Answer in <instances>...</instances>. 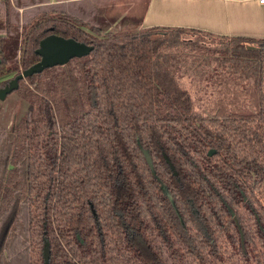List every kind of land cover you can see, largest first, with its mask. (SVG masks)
Returning a JSON list of instances; mask_svg holds the SVG:
<instances>
[{
	"label": "trees",
	"instance_id": "obj_1",
	"mask_svg": "<svg viewBox=\"0 0 264 264\" xmlns=\"http://www.w3.org/2000/svg\"><path fill=\"white\" fill-rule=\"evenodd\" d=\"M44 2L0 0V78L48 34L93 48L21 81L27 112L0 126V264H43L44 243L47 264H264V38Z\"/></svg>",
	"mask_w": 264,
	"mask_h": 264
},
{
	"label": "crops",
	"instance_id": "obj_2",
	"mask_svg": "<svg viewBox=\"0 0 264 264\" xmlns=\"http://www.w3.org/2000/svg\"><path fill=\"white\" fill-rule=\"evenodd\" d=\"M72 1L56 0L61 4ZM96 8L95 12H98ZM150 27L185 28L199 30L213 36L264 38V2L259 0H150L142 12L138 29ZM110 28V27H109ZM12 100V98H11ZM5 104L10 105L11 101Z\"/></svg>",
	"mask_w": 264,
	"mask_h": 264
},
{
	"label": "rangeland",
	"instance_id": "obj_3",
	"mask_svg": "<svg viewBox=\"0 0 264 264\" xmlns=\"http://www.w3.org/2000/svg\"><path fill=\"white\" fill-rule=\"evenodd\" d=\"M14 5H20L23 0H10ZM21 1V2H20ZM33 1V0H32ZM39 1L42 5H47L44 0H36ZM17 2V3H16ZM54 3V2H51ZM68 3V2H67ZM72 7L84 9V10H95L98 8V12L93 14L94 21H98L99 25L105 29L109 27L113 30V32L120 33H130L138 29L141 19L142 12L144 9H147L150 0H100L98 5H94L92 2H81V1H72ZM18 13L21 14L22 8H18ZM189 31V30H188ZM4 36V35H1ZM186 38L191 40H200V42L209 45L215 44V40L209 37H204L203 34L199 33H188ZM11 39V48H18L19 40L18 38H10ZM8 39V40H10ZM214 46V45H212ZM9 51L6 50L5 56H7ZM18 55V53H17ZM8 62H14L17 64L19 70L21 66L18 62V57L13 60H8ZM18 70V71H19ZM9 76V75H7ZM9 108V105H7Z\"/></svg>",
	"mask_w": 264,
	"mask_h": 264
},
{
	"label": "water",
	"instance_id": "obj_4",
	"mask_svg": "<svg viewBox=\"0 0 264 264\" xmlns=\"http://www.w3.org/2000/svg\"><path fill=\"white\" fill-rule=\"evenodd\" d=\"M92 48L93 47L91 45L76 41L72 38H64L54 34L45 36L39 41L38 47L35 49V53L40 57L39 61L14 76L4 87L0 88V100H3L7 94L17 87V81L19 79L28 77L33 73H39L45 68L64 65L73 57H82L87 55ZM249 48L254 47L249 46ZM213 152L214 150L210 149L208 151V155H211ZM146 162L149 165L151 172L154 174L151 159L147 156V154ZM164 191H166L165 188ZM42 254L44 263H47L49 252L46 244L43 246Z\"/></svg>",
	"mask_w": 264,
	"mask_h": 264
},
{
	"label": "flooded vegetation",
	"instance_id": "obj_5",
	"mask_svg": "<svg viewBox=\"0 0 264 264\" xmlns=\"http://www.w3.org/2000/svg\"><path fill=\"white\" fill-rule=\"evenodd\" d=\"M48 35H50V34H48ZM55 35V34H54ZM58 36V35H57ZM62 37V36H61ZM44 38V37H43ZM65 38V37H64ZM18 40H19V43H20V36L18 37ZM41 40V39H40ZM39 40V41H40ZM7 43H8V41H7ZM39 43V42H38ZM88 45V44H87ZM92 46V45H91ZM18 47H19V45H18ZM37 47H38V45H37ZM93 47V46H92ZM5 48V47H4ZM1 53H3L2 52V49L0 48V54ZM34 53H35V50H34ZM36 54V53H35ZM19 55H20V52L18 51V55H17V57H18V62H19ZM37 56H38V60L37 61H39V59H40V57H39V55L38 54H36ZM73 58H79V57H73ZM73 58H71L70 60H72ZM70 60H68L67 62H69ZM0 61H1V59H0ZM7 61H8V59H7ZM37 61H35V63L37 62ZM66 62V63H67ZM65 63V64H66ZM34 64V63H33ZM32 64V65H33ZM64 64V65H65ZM64 65H57V66H60V67H62V66H64ZM31 66V65H30ZM29 66V67H30ZM54 67V66H53ZM28 68V67H27ZM27 68H25V69H27ZM51 68V67H50ZM25 69H20L19 71H17V73H12V74H10L9 76H5V77H2V78H0V82H4L2 85H0V88H2V87H4L14 76H16L17 74H19V73H21L23 70H25ZM45 69H47V68H45ZM45 69H43L42 71H44ZM41 71V72H42ZM40 73V72H39ZM33 74H38V73H33ZM32 74V75H33ZM31 76V75H30ZM29 77V76H28ZM26 78L27 77H25V78H22V79H19L18 81H17V87L13 90V91H11L9 94H7L6 95V97L3 99V100H0V126L2 127V128H4L5 130H7V131H9V130H12L13 128H14V126L16 125V123L24 116V114L27 112V109H28V106H29V103L26 101V100H24L22 97H20V95L17 93V88H18V86H19V83L21 82V81H24V82H26ZM11 98H12V100H11ZM11 100L12 102H11V104L9 105V108L7 107V105L5 104V102H6V100ZM210 150V149H209ZM208 150V151H209ZM214 150V149H213ZM208 151H207V156H212L214 153H215V151L211 154V155H208ZM151 163H152V161H151ZM149 166V165H148ZM150 168V167H149ZM152 168H153V166H152ZM151 170V169H150ZM152 173V172H151ZM153 174V173H152ZM154 175H155V171H154ZM228 212L230 213V216L235 220V217H234V212H233V210H231L230 208H228ZM236 226H237V228H238V230H239V233H240V239H242V236H241V230H240V226H239V224L238 223H236ZM44 244H46V243H44ZM44 244H43V246H44ZM47 245V244H46ZM43 246H42V250H41V255H42V259H43V254H42V252H43ZM47 248H48V246H47ZM48 252H49V249H48ZM48 260H49V257H48ZM47 263H48V261H47ZM47 263H44V259H43V264H47Z\"/></svg>",
	"mask_w": 264,
	"mask_h": 264
},
{
	"label": "built area",
	"instance_id": "obj_6",
	"mask_svg": "<svg viewBox=\"0 0 264 264\" xmlns=\"http://www.w3.org/2000/svg\"><path fill=\"white\" fill-rule=\"evenodd\" d=\"M56 0H47V2L51 3V2H55ZM264 0H259V3H263Z\"/></svg>",
	"mask_w": 264,
	"mask_h": 264
}]
</instances>
